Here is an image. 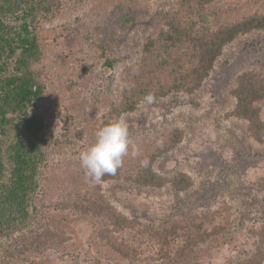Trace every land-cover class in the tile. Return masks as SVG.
Returning a JSON list of instances; mask_svg holds the SVG:
<instances>
[{
  "label": "trees",
  "instance_id": "trees-1",
  "mask_svg": "<svg viewBox=\"0 0 264 264\" xmlns=\"http://www.w3.org/2000/svg\"><path fill=\"white\" fill-rule=\"evenodd\" d=\"M212 2L177 0L174 8L163 7L156 13L140 56L121 71L117 96L108 103L100 127L133 112L145 98L198 91L227 46L243 34L264 30V10L230 23L212 24L208 12ZM57 10L53 0H0L1 251L8 258L21 257L55 242L59 234L42 215V208L51 205L73 208L96 219L99 241L126 264H191L197 250L232 233L234 217L229 203L148 223L125 215L102 191L103 182L117 178L141 186L171 184L179 192L193 187L194 180L186 172L167 178L155 170L156 161L182 142L183 129L140 139L134 143L136 148H128L117 172L105 175L100 183L86 175L82 166L65 163L61 169L48 165L42 143L47 126L43 107L49 103L58 110L67 106L81 116L85 90L97 75L93 63L75 55L79 63L62 68L63 53L72 54L73 48L61 51L52 47L58 34L45 26ZM130 10L142 13L136 5ZM136 19L131 16L127 22ZM74 25L78 37L96 41L99 61L113 70L117 60L108 53L107 39L97 41L82 17ZM69 27H63L66 35ZM232 94L236 103L229 115L246 121L247 132L263 144L264 71L251 68L239 74ZM133 151L138 155L133 156ZM145 158L150 161L147 168L141 166ZM59 175L66 178V182L57 181L61 198L45 202L48 184ZM258 191L256 217L249 231L254 238L244 255L225 264H264V179Z\"/></svg>",
  "mask_w": 264,
  "mask_h": 264
},
{
  "label": "rangeland",
  "instance_id": "rangeland-1",
  "mask_svg": "<svg viewBox=\"0 0 264 264\" xmlns=\"http://www.w3.org/2000/svg\"><path fill=\"white\" fill-rule=\"evenodd\" d=\"M176 1L151 0L144 4L140 0H53L58 9L56 17L45 25L58 34L51 46L61 51L73 48L72 54L63 53L62 68H74L79 63L75 55L83 62L93 63L97 75H93L91 87L85 90L81 116L67 106L58 110L49 103L43 107L47 126L42 143L50 167L63 169L65 163L81 166L79 155L94 143L102 115L117 96L123 67L140 56L156 13L163 7L174 8ZM133 5L142 13H133ZM263 10L264 0H214L208 6L214 25ZM131 16L137 19L128 23ZM81 17L88 21L97 41L107 39L108 53L117 60L113 70L104 68L99 61L96 41L78 37L72 28ZM102 17V21L95 22ZM67 24L70 34L66 35L63 27ZM251 68L264 71V30L243 34L227 46L198 91L174 92L159 99L148 97L133 112L121 116L128 126V148H136L138 141L149 135L183 129L182 142L156 161L155 170L167 178L186 172L194 185L179 192L171 184L153 187L121 178L108 180L102 183V191L116 208L148 223L172 214L217 207L223 202L233 208L232 233L197 250L191 264H225L232 257L244 255L254 238L249 231L264 179V143H258L247 132L246 121L229 115L236 103L232 94L236 78ZM60 180L66 182L59 175L48 184L45 202L61 198L57 187ZM42 209L45 221L58 232L59 238L21 257L8 258L0 248V264H126L99 241L96 219L73 208L49 205Z\"/></svg>",
  "mask_w": 264,
  "mask_h": 264
},
{
  "label": "clouds",
  "instance_id": "clouds-1",
  "mask_svg": "<svg viewBox=\"0 0 264 264\" xmlns=\"http://www.w3.org/2000/svg\"><path fill=\"white\" fill-rule=\"evenodd\" d=\"M130 144L128 126L123 117L110 121L95 133V141L83 150L79 159L81 166L94 182H102L105 175H114L128 155ZM133 156L138 151H133ZM149 159L141 160V166L147 168Z\"/></svg>",
  "mask_w": 264,
  "mask_h": 264
}]
</instances>
